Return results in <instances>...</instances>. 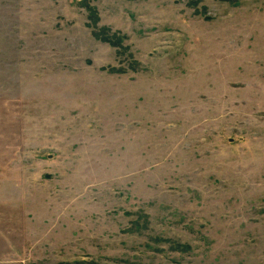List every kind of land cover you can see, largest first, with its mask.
Listing matches in <instances>:
<instances>
[{
  "label": "rangeland",
  "instance_id": "obj_1",
  "mask_svg": "<svg viewBox=\"0 0 264 264\" xmlns=\"http://www.w3.org/2000/svg\"><path fill=\"white\" fill-rule=\"evenodd\" d=\"M0 264H264V0H0Z\"/></svg>",
  "mask_w": 264,
  "mask_h": 264
}]
</instances>
